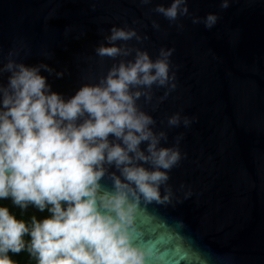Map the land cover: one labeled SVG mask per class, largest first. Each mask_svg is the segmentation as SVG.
<instances>
[{
    "label": "water",
    "instance_id": "obj_1",
    "mask_svg": "<svg viewBox=\"0 0 264 264\" xmlns=\"http://www.w3.org/2000/svg\"><path fill=\"white\" fill-rule=\"evenodd\" d=\"M170 3L0 0V66L12 58L63 71L59 79L41 74L68 98L124 59L95 53L110 46L104 37L114 26L135 29L142 43L128 46L153 59L174 49L175 89L161 100L165 89L154 85L152 101L137 104L153 116L155 131L166 132L163 147L182 134V159L161 188L169 202L135 209L134 242L152 253L150 264H264V0H228L227 8L222 0H188L189 15L172 24L153 11ZM209 13L218 17L211 29L192 23ZM175 113L191 125L170 128Z\"/></svg>",
    "mask_w": 264,
    "mask_h": 264
},
{
    "label": "clouds",
    "instance_id": "obj_2",
    "mask_svg": "<svg viewBox=\"0 0 264 264\" xmlns=\"http://www.w3.org/2000/svg\"><path fill=\"white\" fill-rule=\"evenodd\" d=\"M187 4L171 0L153 11L172 24L189 15ZM228 6L222 0L221 7ZM217 20L209 13L192 23L211 29ZM153 28L159 25L153 22ZM109 32L104 40L110 46L97 47L96 55L124 59L68 98L41 74L59 79L63 71L12 58L0 66V75L7 74L0 83V201L10 200L21 215L29 207L49 213L17 219L0 205V264H16L9 253L21 252L36 264H150L152 253L134 242L135 209L141 201L169 202L161 188L182 159V134L163 147L166 132L154 130L155 119L137 101L150 103L154 85L165 89L161 100L175 89L174 49L161 48L153 59L128 46L142 43L135 29L114 26ZM181 123L189 127L192 119L175 113L167 120L170 128Z\"/></svg>",
    "mask_w": 264,
    "mask_h": 264
},
{
    "label": "trees",
    "instance_id": "obj_3",
    "mask_svg": "<svg viewBox=\"0 0 264 264\" xmlns=\"http://www.w3.org/2000/svg\"><path fill=\"white\" fill-rule=\"evenodd\" d=\"M0 205H4L9 207L10 211L13 212V214L16 215L17 219H24V220H29L31 216L35 215L38 220L46 218L49 213L47 211L44 212H39L33 207H29L26 212H24L23 215H21L20 209L14 207L11 204L10 200H3L0 201ZM25 239H28L25 237ZM9 255L12 257L14 261H16V264H36V261L32 258L29 257L27 252H21L19 254H12L9 253Z\"/></svg>",
    "mask_w": 264,
    "mask_h": 264
}]
</instances>
